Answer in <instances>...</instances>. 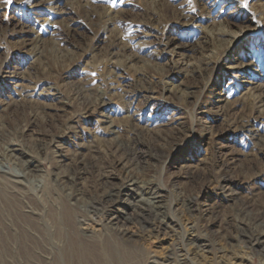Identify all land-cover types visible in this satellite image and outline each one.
<instances>
[{
	"label": "rangeland",
	"instance_id": "374dc122",
	"mask_svg": "<svg viewBox=\"0 0 264 264\" xmlns=\"http://www.w3.org/2000/svg\"><path fill=\"white\" fill-rule=\"evenodd\" d=\"M182 13L191 20L183 24ZM128 22L138 25L131 31L137 57L103 69L109 35L130 31ZM220 25L237 33L230 47L205 41V32ZM211 50L216 53L205 70L187 71L184 63L198 62ZM60 51L66 55L58 60ZM83 83L107 91L104 106L80 112L70 103ZM250 86L264 91V0H0V133L13 132L28 146L33 140L40 144L36 159L43 173L24 181L28 192L36 195L44 185L58 151L67 163L82 155L90 164L107 165V147L125 146L135 133L143 143L134 150L143 151L150 169L145 177L163 191L168 207L193 198L191 215L182 207L177 220L168 214L177 221L174 229L139 237L137 252L123 264H166L168 250L180 247L191 224L196 234L208 231L207 224L214 234H233V210L247 207L257 217L264 209V149L256 138L264 137V112L259 117L254 111L257 118L245 127L254 132L232 122L247 113ZM170 132L179 133L178 141L162 146L159 138ZM3 165L19 172L0 157ZM108 169L113 183L125 175ZM152 191L129 198H149ZM121 206L133 212L132 205ZM88 216L90 236L114 240L103 215ZM54 238L42 244L38 237L0 232V264H61L68 239L62 251ZM211 244V252L197 253L198 264H264L243 243L228 246L215 237ZM216 247L233 251L230 259L221 262Z\"/></svg>",
	"mask_w": 264,
	"mask_h": 264
},
{
	"label": "bare ground",
	"instance_id": "6f19581e",
	"mask_svg": "<svg viewBox=\"0 0 264 264\" xmlns=\"http://www.w3.org/2000/svg\"><path fill=\"white\" fill-rule=\"evenodd\" d=\"M180 16L184 19L183 24L190 21L192 17L183 13ZM128 24L132 27L130 31H124V34L109 35V48L104 53L106 54L105 57L103 56L105 59L100 60L103 63V69L118 67L121 63L137 57L136 51L139 47L131 44L134 39L131 31L138 25L134 22H128ZM127 29L129 30L128 27ZM204 38L207 42L226 43L227 47H230L237 39V33L220 25L206 31ZM214 53L216 51L213 50L202 53L198 62L184 63L185 68L190 73H201L205 70L206 65L213 61ZM65 55L63 51H60L56 57L60 60ZM247 90L248 93L245 95L248 101L246 104L248 111L247 113L243 111L232 119V122L237 124L236 129H246L245 127L251 120L257 118L253 114L254 111L257 116L263 117L264 101L262 96H264V91L255 86H250ZM106 92L103 88L99 90L83 83L71 93L70 103H73L80 112L93 106H104L103 96ZM37 116L38 113L33 111L31 117L34 119ZM29 123V121L25 123L26 129L30 125ZM246 130L252 131V129ZM133 135L132 138H128L125 146L114 143L107 147L104 151L106 160H108L107 165L104 162L97 163L94 159V165L90 164L83 160L82 155L67 163L62 158L63 154L56 151L57 159L53 161L51 169L46 173L44 185H40L42 187L37 188V194L32 195L28 192L27 183L25 182V184L24 181L43 173L36 159L40 144L33 140L28 146L22 143L13 132H1L0 157L5 159V162L15 163L19 172L12 174L6 170L7 166H0V232L7 235L23 233L26 237H38L41 238L42 244L49 239V235L51 237L54 234L58 240L56 243L61 244L59 250L62 251L65 249L63 246L68 239L65 253L61 252V264H123L129 259L127 257H132L133 253L137 252L136 242L139 237L155 233L165 235L171 232L177 221L171 219L168 214L175 217V212L182 207V210L191 215L193 198L181 197L179 206L168 207L163 191H160L158 187L156 189L154 181L147 180L145 177L149 175L150 169L148 165H143L144 153L134 150L137 144H142L143 141L135 133ZM256 138L260 142L258 144L260 148L264 149V137L257 136ZM178 139L179 133L170 132L162 135L159 142L162 146H166L176 143ZM149 156L153 157L152 154ZM108 167L113 171L119 170L125 174L120 177V182L109 181V177L114 172L110 171ZM220 179L229 183L232 180L229 176H221ZM146 189H153L149 198L140 197L133 199L134 202L129 198L132 192L140 196ZM121 204L132 205L133 212L122 210ZM89 212L104 216L105 223L103 225L114 240L110 238L101 240V236L95 233H91L90 236L89 228L84 226L87 224L86 221L90 220ZM231 216H234L233 234H214L209 230L208 224L206 225L208 231L204 234H196L193 233L195 223L191 224L190 229L193 231L187 238L182 239L180 247H172L168 250L166 264H187L188 262L189 264H198L200 261H197V253L211 252L213 248L211 242L215 237L223 238L228 246H232L233 243L235 246L243 243L248 250L255 252L264 261V209L257 212V217H253L250 210L242 206L233 210ZM209 232L211 237H209ZM69 234L72 235L70 240ZM85 236H89V239ZM86 239L89 243L86 242ZM36 246L38 245L36 244ZM124 246L134 249L129 252L124 249ZM216 248L220 253L218 257L222 258L221 262H223V258L230 259V255L227 253L231 254L233 251L226 247ZM148 262L158 263L154 259Z\"/></svg>",
	"mask_w": 264,
	"mask_h": 264
},
{
	"label": "snow or ice",
	"instance_id": "6c2138e0",
	"mask_svg": "<svg viewBox=\"0 0 264 264\" xmlns=\"http://www.w3.org/2000/svg\"><path fill=\"white\" fill-rule=\"evenodd\" d=\"M6 2H7L9 5H11V4L14 2V0H6ZM24 2L27 3L28 0H24Z\"/></svg>",
	"mask_w": 264,
	"mask_h": 264
}]
</instances>
